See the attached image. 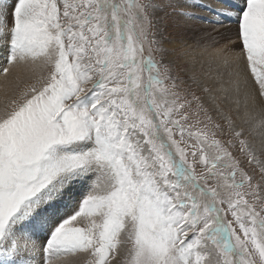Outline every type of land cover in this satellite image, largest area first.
Wrapping results in <instances>:
<instances>
[{
    "label": "snow or ice",
    "instance_id": "1",
    "mask_svg": "<svg viewBox=\"0 0 264 264\" xmlns=\"http://www.w3.org/2000/svg\"><path fill=\"white\" fill-rule=\"evenodd\" d=\"M166 20L235 39L182 87ZM0 54L41 73L0 109V264H264V0H0Z\"/></svg>",
    "mask_w": 264,
    "mask_h": 264
},
{
    "label": "bare ground",
    "instance_id": "2",
    "mask_svg": "<svg viewBox=\"0 0 264 264\" xmlns=\"http://www.w3.org/2000/svg\"><path fill=\"white\" fill-rule=\"evenodd\" d=\"M194 25H195V27H193V28H195L196 31L190 32L194 38V41H192V43H188L189 45H188L187 50H189V52L186 53V55H193L197 59L200 58V61L201 60H207L208 53H211L213 51V48H208L207 52H204L203 46L205 44H207L208 41L201 38L202 33L207 32V33L212 34L210 39H214L217 41V43L214 45V48H220V47L228 44V42L230 40L235 39V26L234 25L228 26L227 22H225V27L219 28L218 32H213V27H218V26H208V25H204L203 23H200V22H196V23H194ZM182 40H183V38H182ZM197 41H199L201 47H196ZM5 67H6V65H5ZM8 67H9V72L7 73V75H5L4 73L0 75V106L4 105L5 102L6 103L8 102V97L11 94H13V91L16 88V86H18L19 82L22 79L27 77L25 75L27 74V75L31 76L33 73V71L29 70L30 66H26L23 64L8 65ZM206 67H207V65H206ZM244 77H247V79H248V84H249L248 91L251 92L253 82L251 80L250 73L245 71L242 78H244ZM224 78H225V80H227L226 75ZM209 86L216 88V87H219V84L210 83ZM225 86H227V85H225ZM240 99H241V102H243V93H241ZM259 104H260V102L257 101L258 107H259ZM123 248L124 247H122L120 249V254H124L125 250ZM122 258H123V256L119 255L117 257L116 261L114 262V264H120V262L123 260ZM82 263H83V257L80 255H75V254L63 256L57 262V264H82Z\"/></svg>",
    "mask_w": 264,
    "mask_h": 264
},
{
    "label": "rangeland",
    "instance_id": "3",
    "mask_svg": "<svg viewBox=\"0 0 264 264\" xmlns=\"http://www.w3.org/2000/svg\"><path fill=\"white\" fill-rule=\"evenodd\" d=\"M194 23L196 22H188V25H184L182 22L180 27H176L173 24L172 20L165 21L166 28L164 34L168 39L165 41L164 47L169 50L166 54V60L172 61L171 67L173 68V73L179 75L181 80L186 82L185 84L181 85L182 87L187 86V83H190L188 82V77L192 75V73H196V75L199 76L202 81L204 80V77L201 75L202 68L200 64V58L197 59L193 55H186V53L189 52V50H187L189 45L188 43H192V41H194V38L190 32L184 31V27H195ZM182 38L183 41H185L184 43H181ZM193 58L195 60L194 64L192 62ZM5 65L6 67H8V65L4 61L3 55L0 54V75L3 74L2 67H5ZM204 68H206V65H204ZM39 74H41L39 70H37L35 73L33 72L31 76L26 74L25 76L27 77L19 82L18 86H16V88L14 89L13 94L10 93L11 95L9 96L10 98L8 97V101L18 97L19 93L23 91L27 85L34 83L35 76ZM192 88L195 90V85H193ZM197 94L202 93L197 90ZM5 104L6 102L4 103V105ZM4 105L0 106V109L3 108ZM78 198L79 197L77 196V199ZM227 218L231 219L230 216ZM126 247L128 246H125L123 248L125 250L124 254L119 253V255L123 256V260L120 262V264H124Z\"/></svg>",
    "mask_w": 264,
    "mask_h": 264
}]
</instances>
